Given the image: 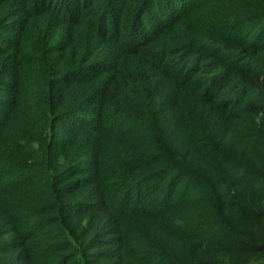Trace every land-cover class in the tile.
<instances>
[{"label":"trees","instance_id":"obj_1","mask_svg":"<svg viewBox=\"0 0 264 264\" xmlns=\"http://www.w3.org/2000/svg\"><path fill=\"white\" fill-rule=\"evenodd\" d=\"M0 94V264L264 261V0H0Z\"/></svg>","mask_w":264,"mask_h":264},{"label":"rangeland","instance_id":"obj_2","mask_svg":"<svg viewBox=\"0 0 264 264\" xmlns=\"http://www.w3.org/2000/svg\"><path fill=\"white\" fill-rule=\"evenodd\" d=\"M1 95V94H0ZM191 187H193V184L191 185ZM88 205L86 204H78L77 206H75L74 208L77 207H86ZM1 217V216H0ZM108 217H106L105 213H102L100 215L97 214H91L89 217L86 218H78L77 216H74L71 218V225H74V235H78L79 232L84 229L85 227L89 226L92 227L93 230L91 231V233L84 237L83 239L79 240V241H88L89 239L92 241L91 243V252L92 255L90 256V261L91 263H95V264H113L117 261V246L114 243V241L112 240L113 238H110V236L105 232V226L107 227L108 225ZM132 223V222H131ZM122 224V222H121ZM112 227V229H115L116 226H109ZM114 227V228H113ZM108 228V227H107ZM128 229L130 231H133L135 229V227L133 225L128 226ZM88 230V229H86ZM0 231H7V226H5V224L3 223V218H1L0 220ZM136 234H141L138 238V240L135 238V236H132V243L137 245L142 246L141 248H137L136 252L135 250H132V254L135 253V257L139 258L140 260L143 261H152V260H156V259H160V256H155L150 254V250L148 248V246L145 245H149L148 242L150 241L149 235L146 234V231L143 230V228H140L138 230H136ZM142 237H144V239H142ZM3 238H8V236H3ZM153 253V252H152ZM9 257L3 258L0 257V261L4 262L6 260H9ZM132 258L128 259L127 263L128 264H133V261H131ZM236 262H241L240 258L236 259ZM243 263H247V264H264L263 262H255L252 261V258H244L242 259Z\"/></svg>","mask_w":264,"mask_h":264}]
</instances>
